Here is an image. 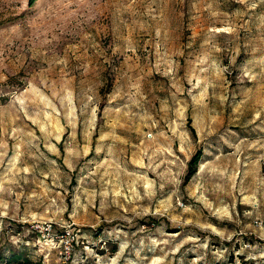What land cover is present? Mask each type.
Returning a JSON list of instances; mask_svg holds the SVG:
<instances>
[{"label": "rangeland", "instance_id": "374dc122", "mask_svg": "<svg viewBox=\"0 0 264 264\" xmlns=\"http://www.w3.org/2000/svg\"><path fill=\"white\" fill-rule=\"evenodd\" d=\"M11 249L264 264V0H0Z\"/></svg>", "mask_w": 264, "mask_h": 264}, {"label": "trees", "instance_id": "16d2710c", "mask_svg": "<svg viewBox=\"0 0 264 264\" xmlns=\"http://www.w3.org/2000/svg\"><path fill=\"white\" fill-rule=\"evenodd\" d=\"M35 1V0H32ZM200 153H196L192 156V158L188 161V177L190 174H192L195 171V166L199 160ZM5 262H11V263H22V264H31L29 259L20 252H16L14 250H9V255L4 259Z\"/></svg>", "mask_w": 264, "mask_h": 264}]
</instances>
